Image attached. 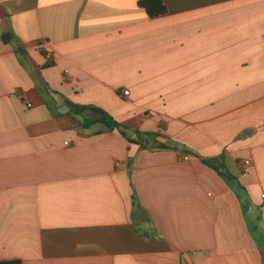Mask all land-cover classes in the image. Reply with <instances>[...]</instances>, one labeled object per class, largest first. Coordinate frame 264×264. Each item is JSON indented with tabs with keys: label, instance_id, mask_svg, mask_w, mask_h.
<instances>
[{
	"label": "crops",
	"instance_id": "0c3cea01",
	"mask_svg": "<svg viewBox=\"0 0 264 264\" xmlns=\"http://www.w3.org/2000/svg\"><path fill=\"white\" fill-rule=\"evenodd\" d=\"M139 1L0 0V261L264 264V0Z\"/></svg>",
	"mask_w": 264,
	"mask_h": 264
},
{
	"label": "trees",
	"instance_id": "16d2710c",
	"mask_svg": "<svg viewBox=\"0 0 264 264\" xmlns=\"http://www.w3.org/2000/svg\"><path fill=\"white\" fill-rule=\"evenodd\" d=\"M138 4L141 8L145 9L149 17H157L160 15H164L168 12V7L164 3L163 0H140ZM12 37H13V34L8 33L3 36V39L4 41L9 42L12 39ZM46 65H51V62L48 61ZM71 105H72L74 112H77V110L82 108L79 105H75V104H71ZM96 110H98L102 114L101 118L98 120H88L86 122L87 127H89L90 125H92L93 123L97 121H101L107 124L112 131L117 130L118 132H120V134L125 136L130 143L138 144L140 145L141 148L167 147L166 144H159V145L154 144V140L151 139L150 133H142V132L137 131L135 138L128 137L127 132H126L128 127L126 125L118 122L111 114L103 110H100V109H96ZM149 142L153 143L152 145L153 147H150L151 144L149 145L148 144ZM221 174L229 182H232L235 179L234 176L228 172L221 173ZM0 264H22V261L19 259L1 260Z\"/></svg>",
	"mask_w": 264,
	"mask_h": 264
},
{
	"label": "water",
	"instance_id": "95a60500",
	"mask_svg": "<svg viewBox=\"0 0 264 264\" xmlns=\"http://www.w3.org/2000/svg\"><path fill=\"white\" fill-rule=\"evenodd\" d=\"M78 113L82 114L86 120H98L101 118L102 114L96 110L95 108H81L78 110ZM81 130L85 132L86 134H94L97 132H102V131H110V127L101 122L97 121L90 125L89 127H84L80 126ZM151 137L155 139L157 143L165 141L164 137L158 136L157 134H152Z\"/></svg>",
	"mask_w": 264,
	"mask_h": 264
},
{
	"label": "built area",
	"instance_id": "2783aa9c",
	"mask_svg": "<svg viewBox=\"0 0 264 264\" xmlns=\"http://www.w3.org/2000/svg\"><path fill=\"white\" fill-rule=\"evenodd\" d=\"M47 57L50 59L51 58V54H47ZM128 91H125L124 94H128ZM185 159H188V157H185ZM244 165L247 166V168L251 167V162L249 160L244 161ZM262 198L264 199V192L262 194Z\"/></svg>",
	"mask_w": 264,
	"mask_h": 264
}]
</instances>
